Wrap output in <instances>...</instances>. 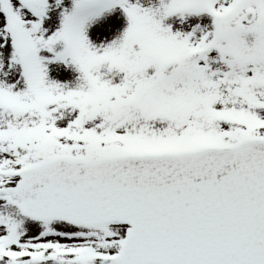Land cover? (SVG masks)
I'll return each mask as SVG.
<instances>
[{"label": "snow or ice", "instance_id": "obj_1", "mask_svg": "<svg viewBox=\"0 0 264 264\" xmlns=\"http://www.w3.org/2000/svg\"><path fill=\"white\" fill-rule=\"evenodd\" d=\"M0 264H264V0H0Z\"/></svg>", "mask_w": 264, "mask_h": 264}]
</instances>
